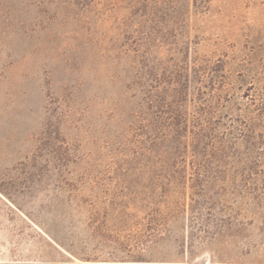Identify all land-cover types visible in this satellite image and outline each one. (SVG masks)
Returning a JSON list of instances; mask_svg holds the SVG:
<instances>
[{
  "label": "rangeland",
  "instance_id": "1",
  "mask_svg": "<svg viewBox=\"0 0 264 264\" xmlns=\"http://www.w3.org/2000/svg\"><path fill=\"white\" fill-rule=\"evenodd\" d=\"M143 63L204 69L230 142L259 124L186 211L133 140ZM262 126L264 0H0V264H264Z\"/></svg>",
  "mask_w": 264,
  "mask_h": 264
},
{
  "label": "trees",
  "instance_id": "2",
  "mask_svg": "<svg viewBox=\"0 0 264 264\" xmlns=\"http://www.w3.org/2000/svg\"><path fill=\"white\" fill-rule=\"evenodd\" d=\"M144 58L148 60L149 56ZM145 67L143 63L137 69L133 80L134 85L142 78L150 83L134 113L133 140L153 169L167 173L168 184H180L175 207L186 211L187 205L194 207L207 196L204 188L217 182L208 179L212 169L233 166L242 172L248 167L252 153L246 150L252 147L250 136L259 124L244 123L230 142L220 134V122L215 119L224 107L223 89H207L204 69L194 74L187 63L166 74V69L156 64L150 69ZM192 83L196 84L193 88ZM244 143L247 147L241 152ZM224 180L219 179L221 183Z\"/></svg>",
  "mask_w": 264,
  "mask_h": 264
}]
</instances>
